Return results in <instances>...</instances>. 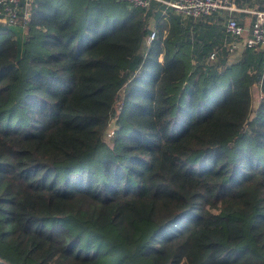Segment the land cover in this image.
<instances>
[{"label": "trees", "instance_id": "obj_1", "mask_svg": "<svg viewBox=\"0 0 264 264\" xmlns=\"http://www.w3.org/2000/svg\"><path fill=\"white\" fill-rule=\"evenodd\" d=\"M33 1L0 23V264H264V54L218 71L216 17Z\"/></svg>", "mask_w": 264, "mask_h": 264}, {"label": "built area", "instance_id": "obj_2", "mask_svg": "<svg viewBox=\"0 0 264 264\" xmlns=\"http://www.w3.org/2000/svg\"><path fill=\"white\" fill-rule=\"evenodd\" d=\"M126 2L134 8H149L153 2L171 10L183 18L216 17V25L221 26L227 40L224 47L227 52L238 49L250 50L254 54H264V5L254 8H241L236 0H118ZM33 0H0V22L15 24L19 14L23 12V19L29 18V8L34 5ZM165 13V12H163ZM241 14L249 17L244 19ZM155 38L152 31L146 39L147 45ZM217 50L212 51L208 58L214 61Z\"/></svg>", "mask_w": 264, "mask_h": 264}, {"label": "rangeland", "instance_id": "obj_3", "mask_svg": "<svg viewBox=\"0 0 264 264\" xmlns=\"http://www.w3.org/2000/svg\"><path fill=\"white\" fill-rule=\"evenodd\" d=\"M167 14H169V13H164V15L163 16H166ZM1 23V22H0ZM221 22H218V24L216 25V33H217V39H219L220 40V43L219 44H221V42H223V36H224V32H223V29H222V26H221V24H220ZM3 24V23H2ZM151 26V28H153L152 27V25H150ZM218 44V45H219ZM217 45V46H218ZM147 43L145 42V49L147 48ZM222 47V46H221ZM226 48V47H225ZM237 52L234 54V52H228V54H227V57L226 56H224L223 55V53H220V55H218L217 54V57H216V59L212 62L214 65H216V66H218V71L219 70H221L220 68H221V66H222V64L220 65L218 62H220L222 59H224L225 58V60H226V64H231L232 62H234V61H236L237 60V58H239V56H240V54H241V52H242V50L241 49H238V50H236ZM209 54H210V52H209ZM219 64V65H218ZM260 98H261V88L259 87V85L258 84H256V85H253V89H252V109L253 110H255L256 111V109L258 108V103H259V100H260ZM121 109V105H118L117 106V112H119V110ZM253 115V114H252ZM111 126L109 127V129L107 130V132H106V140H110L111 138V136H112V131H113V127H114V124L113 123H111L110 124ZM216 212V211H215Z\"/></svg>", "mask_w": 264, "mask_h": 264}, {"label": "crops", "instance_id": "obj_4", "mask_svg": "<svg viewBox=\"0 0 264 264\" xmlns=\"http://www.w3.org/2000/svg\"><path fill=\"white\" fill-rule=\"evenodd\" d=\"M241 1H243V6L241 8H254V7H261L262 5H264V0H236V5L238 6L239 2H241ZM238 7H240V6H238ZM238 16H241L244 19L249 20V17L245 14H241Z\"/></svg>", "mask_w": 264, "mask_h": 264}]
</instances>
